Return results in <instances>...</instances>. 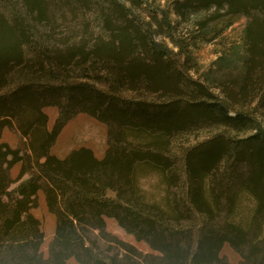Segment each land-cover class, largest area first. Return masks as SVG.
<instances>
[{
  "label": "trees",
  "instance_id": "16d2710c",
  "mask_svg": "<svg viewBox=\"0 0 264 264\" xmlns=\"http://www.w3.org/2000/svg\"><path fill=\"white\" fill-rule=\"evenodd\" d=\"M155 1L0 0V136L25 140L0 145V264H264V0ZM239 17V64L192 76L191 48ZM78 113L106 125L103 157L51 153ZM39 191L55 217L46 254Z\"/></svg>",
  "mask_w": 264,
  "mask_h": 264
},
{
  "label": "rangeland",
  "instance_id": "374dc122",
  "mask_svg": "<svg viewBox=\"0 0 264 264\" xmlns=\"http://www.w3.org/2000/svg\"><path fill=\"white\" fill-rule=\"evenodd\" d=\"M143 1L147 2V4L153 2V0ZM167 1L168 0H156L154 5L163 8L166 6ZM171 16L173 19L176 18L175 14ZM246 23V17H239L233 21L232 25L223 30L216 39L210 42H198L195 48H191L192 57L199 68L197 73L193 71L192 76H202L209 71L218 74L219 70L221 71L223 67L231 66L234 61L239 64L237 57L242 54L241 42L239 39L244 31ZM219 53H222V55L225 53L224 56L228 58H223L220 61ZM44 111L48 117V127L51 128L58 117V108L55 106H47L44 108ZM106 140L107 128L105 124L88 114L78 113L69 119L60 129L51 147V153L63 158L74 149L87 147L93 151L96 157L101 158L104 156L107 148ZM1 144H6L11 148H18L22 153L25 151V140L22 138L21 134L14 129L5 128L2 131L0 136V145ZM19 172L20 164H15L10 168V174L13 179L11 188H15L20 182V180H18ZM25 178H27V175L23 176V179ZM140 184L146 192L159 196L158 194L161 190L159 179L152 172H145V175L140 179ZM108 194L113 196V193L110 191H108ZM31 213L41 221L45 234L42 251L46 254L48 244L54 233L55 217L48 210L44 194L41 191L37 193L36 205L31 209ZM106 229L120 239L133 244L140 251L144 253L151 252L145 242L137 241L133 235L127 233L120 227L114 219H106ZM221 253L231 262H238L239 260L238 255L227 246L223 248Z\"/></svg>",
  "mask_w": 264,
  "mask_h": 264
}]
</instances>
